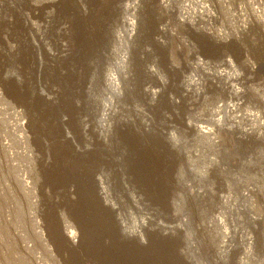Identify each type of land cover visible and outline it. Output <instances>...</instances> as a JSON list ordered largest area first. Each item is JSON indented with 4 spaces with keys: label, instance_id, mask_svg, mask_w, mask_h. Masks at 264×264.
I'll list each match as a JSON object with an SVG mask.
<instances>
[{
    "label": "rangeland",
    "instance_id": "374dc122",
    "mask_svg": "<svg viewBox=\"0 0 264 264\" xmlns=\"http://www.w3.org/2000/svg\"><path fill=\"white\" fill-rule=\"evenodd\" d=\"M77 9L94 41L75 53L74 75L85 77V88L61 115L66 125L55 124L53 147L64 138L103 163L88 170L89 179L71 172L61 189L46 180L53 153L36 136L20 91L61 101L54 75L67 68L68 44L60 30ZM124 18L132 35L116 45ZM110 51L125 53L129 64L116 132L102 139L93 122L97 91L87 82L96 67L111 70ZM146 87L157 95L145 97ZM227 104L234 106L225 113ZM213 112L219 124L197 134L193 125ZM130 135L146 136L163 153L160 162L172 165L165 201L127 171L129 159L112 141ZM63 150L56 158L62 166ZM91 178H101L100 200ZM115 218L131 240L118 238L119 253L140 238L144 246H173L177 264L188 255L193 264H264V0H0V264H73L82 256L80 225L109 246ZM217 246L220 258L212 256ZM92 255L98 259L96 249Z\"/></svg>",
    "mask_w": 264,
    "mask_h": 264
},
{
    "label": "bare ground",
    "instance_id": "6f19581e",
    "mask_svg": "<svg viewBox=\"0 0 264 264\" xmlns=\"http://www.w3.org/2000/svg\"><path fill=\"white\" fill-rule=\"evenodd\" d=\"M128 2H131V0H128ZM127 9L128 6L127 8H125V10ZM74 11L75 14L72 20L66 23L68 27L65 30L63 29L60 30L61 33L63 31L65 35L67 34V36H65L66 37L65 39H67V44H68L67 68L61 69L62 72L60 71L59 73H56L54 75V79L57 83L56 84L58 89L57 92L61 97V101L58 104H49L39 99V97L36 95L35 92L30 93L26 87H23L20 91V94L27 102L26 108L29 116L33 118L37 123L35 127L36 136H38V138L40 137L41 140L44 141L45 144L43 142L42 144H44V147H46L47 152L49 154L53 153L54 164L50 165L49 172L48 171L46 172V180L51 185V187L53 188L57 187L61 189L62 187L63 188L65 187L64 183H66V181L69 179L71 172L78 171L79 174H83L87 179H89V176L87 175L88 170L91 169V172L94 173L96 168H100L103 163L102 159L99 158L100 157L99 154H95V155H92L90 153L80 154L74 151L72 148H70L69 145L65 142V139L62 137H61L62 138L61 141L57 143V148L54 149L53 147V143H55V139H56L55 130H57L55 124L57 125V123L58 124L61 123L63 125H66L63 119H61V115L65 114V111L68 108H71L72 104L80 103L79 101L80 98L78 97V93L82 92L85 88V77L82 75V79L81 78L77 79L75 78L74 75L77 72L75 53L77 54L83 46L88 44L89 37H90V42L94 41V37L89 36L88 34L89 32L88 24L84 15L81 14L78 9ZM131 23L130 20L127 18H124L122 20L123 35H120V33L116 34L117 36L114 37V43L116 45H121L120 42L123 39L129 40L128 37H131L132 35V29H130L132 28ZM100 39H101L100 41L102 42L103 37H100ZM98 41L95 40V43L101 48V44H100L101 42L99 43ZM104 42L105 41L103 39V44ZM101 51L108 52V50L106 49H101ZM110 55L112 56L111 70L109 72L106 71L99 72L98 67H96L95 68L96 70L93 72L92 78L89 80V82H87V85L93 88L92 90L95 89L97 91L96 93L97 95L95 98L96 101H93L95 105V107H93V109L95 110L93 113L94 116L93 122L95 125V129L98 132L99 138L102 139L106 138L107 135L110 134L112 131H114V133L116 132L115 131V126L117 124L116 104L118 101L122 99L123 94L121 95V90L123 89V87L121 88V85L125 83L124 81L125 78L123 76L124 75L123 69L127 64H129V56H127L125 53L117 54L116 52L110 51L109 56ZM87 56L89 57L90 53ZM25 65H26V60L25 58H22V64L20 66L25 67ZM36 68H37V64H36ZM143 90H144L143 95L145 97L149 96V98H152L155 95H157V92L153 91L149 87H146ZM63 92L66 93V94L64 93V95H66L65 98L62 97ZM233 106H230L228 104L224 105L223 109L225 113L232 111ZM81 123H82L81 125L82 132L86 133L87 121L82 120ZM218 124H219V119H217V113L213 112L212 116H210L207 121L193 125V129L194 131H196L197 134H201V135L209 134L210 133L209 127ZM114 133L112 135H115ZM148 140L149 139L144 135L143 136L130 135L124 137L113 136L112 142L114 143L116 148H118V146L121 147L124 154L129 159V162L127 163L126 167H127V171L128 172L130 171L131 174L134 176L133 178L138 183H140L144 188L148 189L149 191H153L154 198L162 199L164 195V201H165V195L168 189L167 185L170 183L169 177L168 175H166V172H167V168L171 167L172 165L170 163H167L165 166L160 162L161 161L160 157L163 153L160 151L159 154H155L156 153L155 145L153 144V142H150ZM110 144H111L110 146H113L112 143ZM69 149L70 151H68ZM59 150L65 151V153L63 152L62 153L64 157L67 159V161L63 166L60 165L59 160L56 159ZM122 171L124 170L122 169ZM96 179L91 178V186L95 188L94 191L96 192H97L96 188H98L97 198L99 197L100 200V196L103 194V189L101 187L102 181L101 178L97 181ZM164 181L166 182V185L164 184L165 183ZM239 195L241 198L244 197V194H239ZM79 205L81 206V203H79ZM79 205H78V200L75 202H70L69 209L73 214L78 213V210L80 209ZM80 211H81L80 212V216H81V214L84 213V210L83 211L80 210ZM112 223L115 228L112 226L113 235L111 236L112 238L109 246L108 244L107 245L103 244L100 238H98V240L94 243L93 238H90L89 235H86L85 228H82V225H80L79 231L82 240L81 242L83 244V246L80 248V250L82 251V256L80 255L79 257H76L74 255L73 264H177L176 263L177 261L175 262L176 257L174 258L175 260H173L174 247L170 245H163V241L154 242V243L147 242L148 244L144 246L143 240H140L139 238L137 239L138 243L134 242L135 245L128 247L127 250L123 248L120 249L121 253H119L117 249L118 238L119 241L122 242L121 244L125 245L123 241L125 240L131 241L129 238L130 235L126 233L125 227L123 226L124 224L118 221V219L115 218L112 221ZM210 223L214 225L216 221L213 220V222ZM85 227L87 226L85 225ZM159 228H163V227H159ZM201 228L203 230L209 229V227L206 224L205 225L203 224ZM65 230H67V228H65ZM162 231L165 232L167 231L170 234L168 237H173V234L171 235L170 232L171 229L163 228ZM174 231L177 230L175 229ZM68 234L71 236L70 233ZM70 236L69 238H71ZM164 239L166 238L161 237V240ZM86 242H88V246H84V243ZM93 247H95L96 249V255L98 256V259H94V255L91 256V254L94 253L95 251ZM191 247H192V243L188 241L187 249H186L187 252L189 249H191ZM67 249L70 250V248ZM221 253H223V251L219 249L217 246L213 250L212 256L213 257L216 256L220 258ZM245 255L248 254L245 253ZM189 257L190 256L188 255V258L187 256H185V258H181V259L179 258L180 262L178 259L177 260L179 264H187L189 263L188 261L191 262V257L190 259Z\"/></svg>",
    "mask_w": 264,
    "mask_h": 264
}]
</instances>
